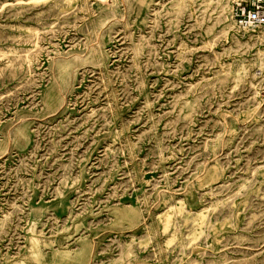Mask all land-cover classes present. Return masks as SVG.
Listing matches in <instances>:
<instances>
[{
    "label": "rangeland",
    "instance_id": "rangeland-1",
    "mask_svg": "<svg viewBox=\"0 0 264 264\" xmlns=\"http://www.w3.org/2000/svg\"><path fill=\"white\" fill-rule=\"evenodd\" d=\"M245 1L0 0V264H264Z\"/></svg>",
    "mask_w": 264,
    "mask_h": 264
},
{
    "label": "built area",
    "instance_id": "built-area-1",
    "mask_svg": "<svg viewBox=\"0 0 264 264\" xmlns=\"http://www.w3.org/2000/svg\"><path fill=\"white\" fill-rule=\"evenodd\" d=\"M237 24L245 32L264 27V0H249L239 4Z\"/></svg>",
    "mask_w": 264,
    "mask_h": 264
}]
</instances>
